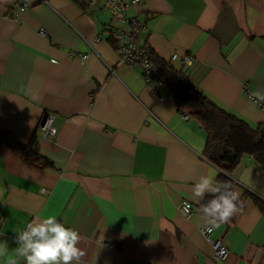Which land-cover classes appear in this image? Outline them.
Returning a JSON list of instances; mask_svg holds the SVG:
<instances>
[{"label":"crops","instance_id":"obj_1","mask_svg":"<svg viewBox=\"0 0 264 264\" xmlns=\"http://www.w3.org/2000/svg\"><path fill=\"white\" fill-rule=\"evenodd\" d=\"M19 1L0 0V242L8 245L0 264H25L19 231L48 215L80 233L81 264H264V213L251 198L264 201V171L252 158L242 156L228 184L217 181L220 170L203 157L205 131L165 90L154 99L139 68L118 63L110 38L118 24L102 5L25 0L26 10L12 11ZM129 13L147 26L138 41L154 56L227 112L264 125V0H142ZM185 54L190 65L171 60ZM46 114L55 116L52 137L39 131ZM8 138L53 168L25 164ZM205 179L210 188L196 196ZM233 191L238 211L208 224L202 208ZM182 201L193 206L190 220L177 210ZM206 225L228 249L225 260L212 259L199 232Z\"/></svg>","mask_w":264,"mask_h":264},{"label":"trees","instance_id":"obj_2","mask_svg":"<svg viewBox=\"0 0 264 264\" xmlns=\"http://www.w3.org/2000/svg\"><path fill=\"white\" fill-rule=\"evenodd\" d=\"M152 60L163 74L164 90L178 112L196 121L205 131L203 157L220 170L219 183H229L225 175L232 173L243 155L250 156L264 171V125L250 126L201 93L182 70L154 55ZM0 136L3 137V134ZM9 148L25 164L41 169L53 168L48 159L32 151L30 144L13 140ZM251 198L260 212L264 213V201Z\"/></svg>","mask_w":264,"mask_h":264},{"label":"built area","instance_id":"obj_3","mask_svg":"<svg viewBox=\"0 0 264 264\" xmlns=\"http://www.w3.org/2000/svg\"><path fill=\"white\" fill-rule=\"evenodd\" d=\"M84 5L100 4L109 11L113 20L118 24L110 33L113 43L114 52L119 64L133 68H139L143 80L154 99L162 100V92L164 91V76L161 71L153 63V50L147 42L139 43L138 35L140 33H149L147 26L138 21L129 13L130 8L139 6L142 0H77ZM29 4L24 1L16 2L12 5L11 10L20 12L26 10ZM43 33L42 30L39 31ZM100 37L98 36L97 39ZM87 55L81 56L83 63ZM178 59L182 65H190L193 57L185 54L182 57L173 55L171 60ZM258 106L264 109V104L259 103ZM184 118H187L186 116ZM39 131L44 137H52L56 133L55 116L46 114L39 124ZM42 193L46 191L42 190ZM177 210L185 219L190 220L193 216V206L190 202L182 201L178 204ZM28 225V224H27ZM201 236L212 248V259L214 261H223L228 256V249L217 238L213 236L214 230L211 226L206 225L199 229ZM2 234L0 232V238ZM111 248V245H108Z\"/></svg>","mask_w":264,"mask_h":264},{"label":"clouds","instance_id":"obj_4","mask_svg":"<svg viewBox=\"0 0 264 264\" xmlns=\"http://www.w3.org/2000/svg\"><path fill=\"white\" fill-rule=\"evenodd\" d=\"M210 184L207 179L196 184L194 194L203 196ZM239 196L240 193L233 191L230 196L221 195L211 200L208 206L202 208L208 217L206 222L213 227L228 222L238 211ZM80 240V233L75 228L66 226L54 215H48L33 219L25 229L19 231L17 254L25 264H81L85 253L78 247ZM7 251V243L0 242V256ZM9 264H16V261L9 260Z\"/></svg>","mask_w":264,"mask_h":264},{"label":"water","instance_id":"obj_5","mask_svg":"<svg viewBox=\"0 0 264 264\" xmlns=\"http://www.w3.org/2000/svg\"><path fill=\"white\" fill-rule=\"evenodd\" d=\"M7 141H8V143H11V140L9 138L7 139Z\"/></svg>","mask_w":264,"mask_h":264},{"label":"rangeland","instance_id":"obj_6","mask_svg":"<svg viewBox=\"0 0 264 264\" xmlns=\"http://www.w3.org/2000/svg\"><path fill=\"white\" fill-rule=\"evenodd\" d=\"M185 116V115H184Z\"/></svg>","mask_w":264,"mask_h":264}]
</instances>
